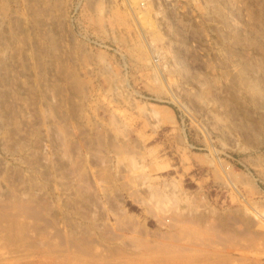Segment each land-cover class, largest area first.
Returning <instances> with one entry per match:
<instances>
[{"label": "rangeland", "instance_id": "obj_1", "mask_svg": "<svg viewBox=\"0 0 264 264\" xmlns=\"http://www.w3.org/2000/svg\"><path fill=\"white\" fill-rule=\"evenodd\" d=\"M0 264H264V0H0Z\"/></svg>", "mask_w": 264, "mask_h": 264}]
</instances>
